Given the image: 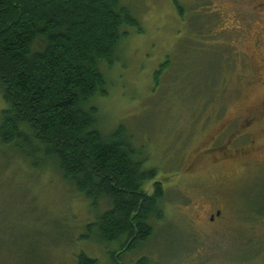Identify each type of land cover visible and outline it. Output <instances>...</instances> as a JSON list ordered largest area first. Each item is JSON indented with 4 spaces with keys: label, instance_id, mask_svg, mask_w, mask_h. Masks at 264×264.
Returning a JSON list of instances; mask_svg holds the SVG:
<instances>
[{
    "label": "rangeland",
    "instance_id": "374dc122",
    "mask_svg": "<svg viewBox=\"0 0 264 264\" xmlns=\"http://www.w3.org/2000/svg\"><path fill=\"white\" fill-rule=\"evenodd\" d=\"M179 1L183 18L173 0H123L141 31L124 30L101 67L108 96L85 107L104 135L122 127L157 171L145 188L165 191L153 237L120 260L124 240L103 244L89 230L106 201H87L43 154L32 162L0 145V264H78L82 254L98 264H264V0ZM5 109L0 93V118ZM216 138L254 141L252 160L210 153Z\"/></svg>",
    "mask_w": 264,
    "mask_h": 264
},
{
    "label": "trees",
    "instance_id": "16d2710c",
    "mask_svg": "<svg viewBox=\"0 0 264 264\" xmlns=\"http://www.w3.org/2000/svg\"><path fill=\"white\" fill-rule=\"evenodd\" d=\"M173 3L183 18L186 8ZM130 28L141 31L123 0H0V93L6 104L0 145L32 162L43 154L87 201L96 207L106 201L107 211L89 230L103 244L124 240L120 260L148 242L152 220L165 216L162 184L155 183L152 194L145 189L157 171L145 169L122 127L104 135L96 110H85L97 96H108L101 67L113 64ZM169 67V60L160 66L156 84ZM78 264L98 262L82 254ZM136 264L150 263L143 257Z\"/></svg>",
    "mask_w": 264,
    "mask_h": 264
},
{
    "label": "flooded vegetation",
    "instance_id": "af4514ba",
    "mask_svg": "<svg viewBox=\"0 0 264 264\" xmlns=\"http://www.w3.org/2000/svg\"><path fill=\"white\" fill-rule=\"evenodd\" d=\"M247 138H216L212 143V147H209L210 153L213 151H218L221 153L223 159L231 158V157H238L243 159H251L252 160V150H256L255 142L250 141L246 144ZM258 148V147H257ZM264 170V166H260L259 170ZM223 214V211L217 209L210 213L209 221L214 223L218 221ZM127 250L123 251L125 253ZM127 254V253H125ZM124 255V254H123Z\"/></svg>",
    "mask_w": 264,
    "mask_h": 264
}]
</instances>
